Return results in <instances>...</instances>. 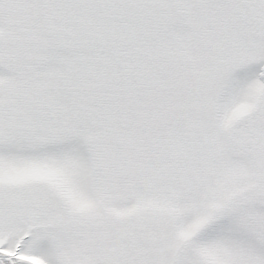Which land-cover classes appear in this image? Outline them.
Returning <instances> with one entry per match:
<instances>
[{
    "label": "snow or ice",
    "instance_id": "snow-or-ice-1",
    "mask_svg": "<svg viewBox=\"0 0 264 264\" xmlns=\"http://www.w3.org/2000/svg\"><path fill=\"white\" fill-rule=\"evenodd\" d=\"M0 264H264V0H0Z\"/></svg>",
    "mask_w": 264,
    "mask_h": 264
}]
</instances>
